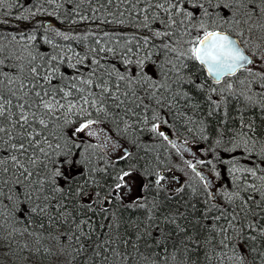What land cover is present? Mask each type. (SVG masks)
I'll return each mask as SVG.
<instances>
[{
    "label": "snow or ice",
    "instance_id": "1",
    "mask_svg": "<svg viewBox=\"0 0 264 264\" xmlns=\"http://www.w3.org/2000/svg\"><path fill=\"white\" fill-rule=\"evenodd\" d=\"M0 264H264V0H0Z\"/></svg>",
    "mask_w": 264,
    "mask_h": 264
}]
</instances>
